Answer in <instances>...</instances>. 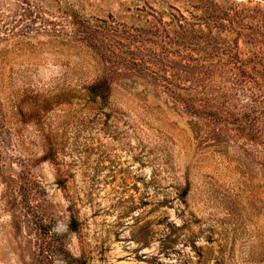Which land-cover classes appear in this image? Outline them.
<instances>
[{"label":"rangeland","instance_id":"374dc122","mask_svg":"<svg viewBox=\"0 0 264 264\" xmlns=\"http://www.w3.org/2000/svg\"><path fill=\"white\" fill-rule=\"evenodd\" d=\"M0 264H264V0H0Z\"/></svg>","mask_w":264,"mask_h":264},{"label":"trees","instance_id":"16d2710c","mask_svg":"<svg viewBox=\"0 0 264 264\" xmlns=\"http://www.w3.org/2000/svg\"><path fill=\"white\" fill-rule=\"evenodd\" d=\"M202 11V10H201ZM203 12V11H202ZM223 18H221L219 15H218V11L217 10H211L209 7H207V9H206V12H204V15L203 16H201L199 19H198V21L200 22V23H204L205 24V26L206 27H210V28H218V29H220L222 26H223ZM211 23L213 24V25H211ZM198 26V25H197ZM95 31H96V29H99L98 27H94L93 28ZM93 29H91L90 30V32H93ZM184 29V31H185V27L184 26H181V25H177V29L174 31V35H175V37L177 38V40H178V42L180 41L181 43H183L185 40H188V39H185V37H190V36H188V34L187 33H184L182 30ZM114 29H112L111 27H108V28H106L104 31H106V33H111L112 31H113ZM179 31H181V32H179ZM198 31H200L201 33H204L205 32V30H204V28L203 27H200V29L198 30ZM194 32H197V31H192V33H194ZM89 33V32H88ZM114 33V32H113ZM88 35H86L85 37H87ZM194 38H192V40L191 39H189L188 40V42H186V43H189V44H192L193 42H194V44H196V46H199V47H201L202 45H203V42L205 41L206 42V40L210 37V33L209 34H203V35H201V34H199V33H195L194 35ZM88 39H89V37H87ZM202 44H201V43ZM96 46V45H95ZM198 47V48H199ZM140 61L142 62V64L144 65V66H146L147 65V63H145L144 61H143V59H140ZM149 70V69H148ZM160 79H162L163 81H167L169 84H171L172 85V82L173 81H169L170 80V78H168V77H160V76H158ZM170 85V86H171ZM170 86H165L166 87V89H167V92L168 93H171V92H174L172 89H171V87ZM172 86H174V85H172ZM88 91H89V93L92 95V96H94V97H98V98H100L101 100H103V101H108V99H109V97H110V95H111V89H112V82H111V79L108 77V76H105V77H103L102 79H99V80H97L95 83H93V84H91L88 88Z\"/></svg>","mask_w":264,"mask_h":264}]
</instances>
